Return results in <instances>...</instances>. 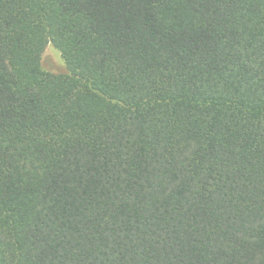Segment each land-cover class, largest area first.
<instances>
[{
    "label": "trees",
    "instance_id": "trees-1",
    "mask_svg": "<svg viewBox=\"0 0 264 264\" xmlns=\"http://www.w3.org/2000/svg\"><path fill=\"white\" fill-rule=\"evenodd\" d=\"M0 264H264V0H0Z\"/></svg>",
    "mask_w": 264,
    "mask_h": 264
},
{
    "label": "rangeland",
    "instance_id": "rangeland-1",
    "mask_svg": "<svg viewBox=\"0 0 264 264\" xmlns=\"http://www.w3.org/2000/svg\"><path fill=\"white\" fill-rule=\"evenodd\" d=\"M42 72L51 75H67L69 73L59 51L51 44L47 45L40 60Z\"/></svg>",
    "mask_w": 264,
    "mask_h": 264
}]
</instances>
